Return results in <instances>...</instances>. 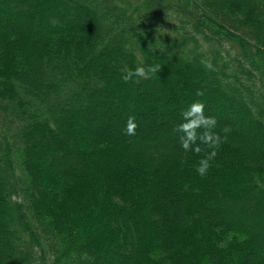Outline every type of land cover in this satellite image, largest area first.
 I'll use <instances>...</instances> for the list:
<instances>
[{
    "label": "trees",
    "instance_id": "1",
    "mask_svg": "<svg viewBox=\"0 0 264 264\" xmlns=\"http://www.w3.org/2000/svg\"><path fill=\"white\" fill-rule=\"evenodd\" d=\"M196 101L249 128L215 117L230 132L204 176L209 149L177 130ZM104 116H134L130 145L151 153L90 133ZM134 248L136 264H264V0H0V264Z\"/></svg>",
    "mask_w": 264,
    "mask_h": 264
},
{
    "label": "clouds",
    "instance_id": "2",
    "mask_svg": "<svg viewBox=\"0 0 264 264\" xmlns=\"http://www.w3.org/2000/svg\"><path fill=\"white\" fill-rule=\"evenodd\" d=\"M151 71H156V69H150ZM138 74L144 75V69H138ZM127 79V77H125ZM202 95V93H200ZM204 104L201 101L193 102L190 105L189 110L185 112L183 115L185 119L188 121L186 124H181L178 126V131H183L186 133V136L182 138L181 146L185 151L192 149L193 151L200 153L201 149L199 145L195 148H192L193 145H196L197 140L200 143L207 146L209 149L208 152L205 153L204 157L197 162L196 172L200 176H204L208 169L211 167V162L216 155V152L219 150L221 145L227 141V133L230 132V128L225 126L220 133H216L214 128L216 127V119L215 117H205L203 115ZM137 124L135 122V117H129L127 125H126V134L135 135V129L137 128ZM199 130V131H198Z\"/></svg>",
    "mask_w": 264,
    "mask_h": 264
},
{
    "label": "rangeland",
    "instance_id": "3",
    "mask_svg": "<svg viewBox=\"0 0 264 264\" xmlns=\"http://www.w3.org/2000/svg\"><path fill=\"white\" fill-rule=\"evenodd\" d=\"M30 25L32 26V23H30ZM189 78H190V76H187V79H189ZM209 105H208V107H206V109L203 110V115L204 116L211 114V116H213V117L224 118L227 121H234L235 124L240 125V127L243 129V131L245 133H248L249 132V128H248L247 123L244 122L243 119L240 116H237L236 114L235 115H231L230 114V115H218L217 116L215 113L212 112V111L215 112V110H212L209 107ZM150 116L151 115L146 116V117H142V118H144V122L145 123L150 122L149 121L150 120V118H149ZM156 117H160L161 118V121L160 122H157L156 121L157 122V126L159 128H163L164 125L163 124H160V123H163L164 122V120H165L164 115H161V113L158 112L156 114ZM103 122L104 123H102V127H95V124H93L92 120L87 121L86 123H88V125H89V129L88 130L90 131V133L93 131L94 128L101 129V130L102 129H105V130H102V131L100 130L101 133H106L107 132L106 130H108L110 132H113V133H116L120 137L122 143L128 145V147L126 148V151H128L130 153V155L132 156V158H138V157H141L144 154L146 155V154H150L151 153V150L146 145H139V144L138 145H135V146L130 145V140L133 139V137H135V135H128V134H126V131H125L126 125H127V122L126 121H124L122 119H119V118H116L115 116L112 117V118L109 117V116H104ZM110 132H109V134H110ZM183 133H184V135H186L185 132H183ZM127 135L129 137H127ZM224 208L226 209L227 212H232V208L231 207L225 206ZM244 213L246 215H249L250 214V211H249L248 207L245 208ZM240 217L241 218H243V217L245 218L247 216H243V217L240 216ZM225 219L227 221L231 222L230 220H228V217H225ZM232 223H234V222H232ZM242 224H245V225H242L243 228L248 229L247 228V223H242ZM138 261H140V257L138 256L137 250L134 248V252H133L132 258H131V263L132 262H135V264H136V263H138ZM111 264H121V263L115 261V263H111Z\"/></svg>",
    "mask_w": 264,
    "mask_h": 264
}]
</instances>
